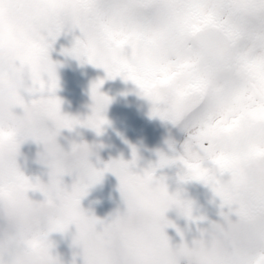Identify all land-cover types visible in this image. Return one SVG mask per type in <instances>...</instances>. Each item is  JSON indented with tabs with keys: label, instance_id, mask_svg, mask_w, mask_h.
<instances>
[{
	"label": "snow or ice",
	"instance_id": "snow-or-ice-1",
	"mask_svg": "<svg viewBox=\"0 0 264 264\" xmlns=\"http://www.w3.org/2000/svg\"><path fill=\"white\" fill-rule=\"evenodd\" d=\"M62 29L79 35L61 51L102 67L106 77L131 79L149 101V115L187 132L182 154L159 153L154 166L140 171L130 167L135 148L132 160L110 159L102 168L85 155L61 159L59 130L82 124L100 132L110 99L97 79L90 86V115L80 120L61 112L48 52ZM5 68L28 86L13 100L18 116L6 117L10 127H19L7 157L0 145V185L21 196L38 190L59 203L45 230L22 240L26 249L72 224L82 264H180L181 257L186 264H264V0H0V82ZM22 90L35 95L25 100ZM37 97L47 114L24 119L37 108ZM4 119L0 111V126ZM28 138L43 145L37 159L48 168L46 183L17 165L19 145ZM175 160L183 165L181 181L204 182L221 206L228 205L220 212L225 223L210 221L209 234L199 229L201 239L191 246L183 237L171 246L164 232L175 227L165 211L175 206L191 217V201L169 193L164 178L153 174ZM105 171L117 177L124 208L99 218L82 209L80 199ZM73 172L66 185L64 174ZM48 264L60 262L49 254Z\"/></svg>",
	"mask_w": 264,
	"mask_h": 264
},
{
	"label": "rangeland",
	"instance_id": "rangeland-1",
	"mask_svg": "<svg viewBox=\"0 0 264 264\" xmlns=\"http://www.w3.org/2000/svg\"><path fill=\"white\" fill-rule=\"evenodd\" d=\"M77 35H79L78 29H62L51 43L48 55L55 63L57 77L54 94L60 98L62 113L84 120L93 110L90 86L95 80L101 79L102 83L98 90L110 98L102 109L106 122L101 125L100 132L82 124L74 125L71 129L65 128L68 133L63 137L56 138L58 144L64 150H67L73 141L77 143L84 141L89 144L92 147V152L88 159L97 168H102L104 163L110 159L118 158L115 149L110 144L105 143L102 139H94L97 134L106 136L139 134L136 171L154 166L159 153L170 158L182 154V144L187 132L184 129L178 132L176 124L161 119L159 116L149 115V101L140 94L137 85L131 79H124L120 75L106 77L102 67L87 61L81 62L61 51L62 48L70 47ZM21 94L25 100L30 95H35L23 92V90ZM13 111L20 112L21 109L16 106ZM24 141L19 145L16 157L17 165L26 176L38 177L46 183L48 168L45 164L37 161V153L42 150L43 145L37 143L35 151L27 155ZM29 147H32L33 150L34 144ZM183 171L181 162L175 160L169 164L154 167L153 174L164 178L169 193L178 191L181 199L191 201V217H206L216 212L221 207L220 198L213 193L209 185L200 180L181 181L179 176ZM226 175L227 173H225ZM74 176V172L72 175L65 173L62 179L66 185H69ZM117 185L118 180L115 174L105 171L101 179L91 185L86 194L81 197V208L86 210L94 201L113 198L119 191ZM27 195L35 200L43 199V194L38 190L30 189ZM172 222L175 227L169 224L164 228L170 245L177 246L183 237L184 242L190 246L192 237L199 234L188 235L183 222ZM58 232L60 231L50 232L49 238H54ZM52 251L59 256L63 264H73V262L82 264L83 258L79 248L58 250L53 247ZM180 264H186L184 257L180 258Z\"/></svg>",
	"mask_w": 264,
	"mask_h": 264
},
{
	"label": "clouds",
	"instance_id": "clouds-1",
	"mask_svg": "<svg viewBox=\"0 0 264 264\" xmlns=\"http://www.w3.org/2000/svg\"><path fill=\"white\" fill-rule=\"evenodd\" d=\"M26 86H28V80L24 76L17 74L10 77L7 69H4V79L0 82V111L5 114V119L0 126V131L3 132L0 136V145H3L5 157L11 150L19 127V125L17 128L10 127L6 117L8 114L18 116L13 111V100L17 93ZM47 112V105L37 97V108L29 109L23 118L32 120L39 118V113L47 114ZM74 142H71L67 150L61 147L63 150L61 159L65 163L75 161L81 155L88 158L92 152L89 144L81 146L75 142V147H73ZM40 152L43 153V148ZM58 209L59 203L55 198L43 197V199L35 200L27 193L24 196L11 193L6 183L0 185V264H48L49 254L63 264L59 256L52 251L54 243L49 235L45 242L31 248L26 249L22 244L23 239L31 238L34 233L44 231L48 220L56 214ZM218 222L225 223L224 220ZM209 228L210 226L201 228L204 230L205 237L209 234ZM201 235L200 232L198 236L192 237L191 243L194 239L200 240ZM254 252L255 249L250 250L249 255H253Z\"/></svg>",
	"mask_w": 264,
	"mask_h": 264
},
{
	"label": "water",
	"instance_id": "water-1",
	"mask_svg": "<svg viewBox=\"0 0 264 264\" xmlns=\"http://www.w3.org/2000/svg\"><path fill=\"white\" fill-rule=\"evenodd\" d=\"M106 140L115 146L119 158L124 161L132 160V149L133 148H135V151L137 152V144H138L137 136H131L127 138L114 137V138H107ZM130 167L134 170V165H130ZM123 208H124V204H123L120 192H119V194L113 201L105 202V203H94L88 208V210H90L92 214H94L96 217L107 218V217H110L111 214H114L117 209L122 211ZM221 211H225V212L228 211V205L224 207L223 209H221L214 216L209 217L205 220L197 221V220L187 219L188 231L190 233H197L199 232V229L207 228L209 226L210 221L223 222V217L220 215ZM165 216L167 218L185 217V215L180 213L175 206L169 207L165 211ZM230 218H235V215L230 214ZM74 231H75V226L72 224H69L68 228L57 236L55 240L56 246L57 247H76V245L72 244V234Z\"/></svg>",
	"mask_w": 264,
	"mask_h": 264
},
{
	"label": "bare ground",
	"instance_id": "bare-ground-1",
	"mask_svg": "<svg viewBox=\"0 0 264 264\" xmlns=\"http://www.w3.org/2000/svg\"><path fill=\"white\" fill-rule=\"evenodd\" d=\"M177 128H178L177 129L178 132L182 130V128L179 125H177Z\"/></svg>",
	"mask_w": 264,
	"mask_h": 264
},
{
	"label": "flooded vegetation",
	"instance_id": "flooded-vegetation-1",
	"mask_svg": "<svg viewBox=\"0 0 264 264\" xmlns=\"http://www.w3.org/2000/svg\"><path fill=\"white\" fill-rule=\"evenodd\" d=\"M29 140H30V138H28V139H25L24 143H28V142H29Z\"/></svg>",
	"mask_w": 264,
	"mask_h": 264
}]
</instances>
